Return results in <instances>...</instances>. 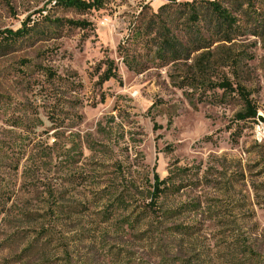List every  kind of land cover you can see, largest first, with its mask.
<instances>
[{
	"label": "rangeland",
	"instance_id": "374dc122",
	"mask_svg": "<svg viewBox=\"0 0 264 264\" xmlns=\"http://www.w3.org/2000/svg\"><path fill=\"white\" fill-rule=\"evenodd\" d=\"M54 1L0 0V32L33 24L0 42V264H264V0H232L218 36L209 17L160 13L189 56L153 48L136 71L117 47L146 51L133 33L169 0ZM108 58L118 78L100 83ZM223 82L255 119L235 118Z\"/></svg>",
	"mask_w": 264,
	"mask_h": 264
},
{
	"label": "trees",
	"instance_id": "16d2710c",
	"mask_svg": "<svg viewBox=\"0 0 264 264\" xmlns=\"http://www.w3.org/2000/svg\"><path fill=\"white\" fill-rule=\"evenodd\" d=\"M113 1L115 0H55L54 7H61L78 14H83L92 10L103 9L107 4ZM231 2L232 0H169L167 3L159 6L158 11L152 14L150 20L147 21L144 26L136 27V30L133 33V35H143V37L140 38V45L142 48H146V51L141 53L140 49L137 50L135 48L128 47V45L119 44L117 47V53L120 57V60L127 67V69L136 71L142 70L143 65H141L140 60L144 57V54L148 56L152 52L151 50H153V48H155L153 54L156 55L157 58H160L164 61L176 60L183 56L184 53L185 58H188V49L184 44H182L178 34L171 30V25L167 24L165 20L161 18L160 13L165 14V18L171 22L175 13H178L179 16L186 14L187 19L192 24H195L204 16L209 17L210 23L213 25L210 34H215L218 36V34L222 32L223 27L229 28L234 24L235 19L228 7V4ZM41 18L43 22H49L51 20L46 15H42ZM136 19L139 21L142 20L139 18V15L136 17ZM50 22H57L59 24L81 28H86L89 25V22L86 20L72 18H58ZM32 27L33 24H30V18L27 17L22 22V26L20 28L16 30L5 29L1 31L0 42L12 44L20 38L30 34V32L33 31ZM140 29H143V33H137ZM197 29L196 31H190L187 40L188 43L194 42V37L196 35L201 36L200 29ZM220 38L221 40L225 41L230 40V36L226 35V33H224ZM190 50H192V48ZM192 51H194V49ZM103 64L105 67L99 75V82L104 83L110 79H117L118 72L114 60L110 58L105 59ZM49 76L52 77V73H49ZM218 86H221V88L224 90L237 91V93L240 95L242 101V110L236 112L235 118L237 120H253L256 118L257 107L249 97V93L245 91L241 85H237L235 88H233L228 82H223ZM166 178L160 179L157 174H154L155 183L153 188H155V191L152 192L154 199L161 195L163 189H160V184H164L166 182Z\"/></svg>",
	"mask_w": 264,
	"mask_h": 264
},
{
	"label": "built area",
	"instance_id": "2783aa9c",
	"mask_svg": "<svg viewBox=\"0 0 264 264\" xmlns=\"http://www.w3.org/2000/svg\"><path fill=\"white\" fill-rule=\"evenodd\" d=\"M258 136L259 141L264 139V127L261 123H258Z\"/></svg>",
	"mask_w": 264,
	"mask_h": 264
},
{
	"label": "bare ground",
	"instance_id": "6f19581e",
	"mask_svg": "<svg viewBox=\"0 0 264 264\" xmlns=\"http://www.w3.org/2000/svg\"><path fill=\"white\" fill-rule=\"evenodd\" d=\"M256 130L258 131V125L256 126Z\"/></svg>",
	"mask_w": 264,
	"mask_h": 264
}]
</instances>
